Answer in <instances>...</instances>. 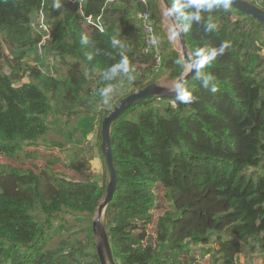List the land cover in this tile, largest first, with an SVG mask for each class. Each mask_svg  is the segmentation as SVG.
Returning <instances> with one entry per match:
<instances>
[{"label": "trees", "instance_id": "1", "mask_svg": "<svg viewBox=\"0 0 264 264\" xmlns=\"http://www.w3.org/2000/svg\"><path fill=\"white\" fill-rule=\"evenodd\" d=\"M249 1L264 8V0ZM168 2L183 10L175 14L198 64L182 84L193 100L181 103L177 94L143 99L111 126L117 183L103 224L114 262L117 256L120 264H189L195 246L211 244L224 264H234L256 240L264 264V25L231 5L198 10L185 6L189 0ZM135 5L0 0V156L8 161L0 163V264H100L92 218L108 174L99 132L118 102L109 93L124 73L120 63L127 61L130 74L124 95L164 76L177 79L186 64L167 36L161 1L150 0L162 55L154 68L142 51ZM38 10L50 31L45 46L60 58L63 76L24 61L23 50L5 54V47L36 48L41 34L30 23ZM87 17L93 21L88 30ZM222 43L229 47L220 54ZM24 76L28 81L16 84ZM90 98L111 103L97 134L102 174L91 171V156L74 151L62 158L41 149L50 118L71 116ZM38 151L50 153L42 160L52 167L40 164Z\"/></svg>", "mask_w": 264, "mask_h": 264}, {"label": "rangeland", "instance_id": "2", "mask_svg": "<svg viewBox=\"0 0 264 264\" xmlns=\"http://www.w3.org/2000/svg\"><path fill=\"white\" fill-rule=\"evenodd\" d=\"M259 3H262L263 0H256ZM162 8L164 10V26L166 31L171 36V42L174 48L180 53V45L178 42V36L176 32V27L174 21L171 19L170 15H168L165 7L161 3ZM39 12H34L32 18L34 23V28L36 30L40 29L38 25V21L42 20V16L39 15ZM43 14V13H42ZM38 16V17H37ZM37 17V18H36ZM45 21V19H44ZM83 26L88 30L87 23L85 20L82 21ZM23 50L25 52L24 61L29 64H33L38 66L44 73H53L58 74L60 76L64 75L63 64L60 61V58L47 46L42 48L35 47H24L21 48L19 46L15 47V50L11 52L5 47V54L8 57H12L16 55L18 52ZM188 64H185L184 71L187 70ZM129 72H124L120 78L117 86L112 89L109 93V100L112 102L115 100H119L121 97L125 96L124 94L129 90ZM28 77L24 76L20 82L16 84L27 82ZM174 78H167L166 76L161 77L157 82L166 85L167 87L174 89L175 88ZM89 86L94 88V82L90 80ZM100 103L98 101L90 98L89 100H85L83 104L78 105L77 112L68 116L66 112L54 114L50 118L51 120V128L48 133L40 139L42 143L41 149L42 152H52L54 150V154L61 156L62 158H66L67 156L72 155L74 151H78L83 156L86 157L91 156L92 158L88 160V166L91 168V171L97 170L96 173L102 174L104 172V168L102 167V160L98 153V144H97V134L99 130V123L102 113L105 109L110 107V102ZM155 103H159L160 99H156ZM67 122V123H65ZM63 142L64 145L54 146L52 142ZM41 151H38L36 156L37 160L41 161L42 159H51L52 156L49 154H44ZM23 157V156H22ZM17 160H15L16 162ZM21 161V160H20ZM8 163L5 161L2 156H0V163ZM40 164H47L51 167L52 163L46 162L42 160ZM59 170L63 171L64 169L59 166ZM108 181V180H107ZM97 212L95 213L92 220L96 217ZM104 214L101 216L100 221L103 223ZM104 225V224H103ZM94 235V234H93ZM96 237V244L99 242V238ZM195 255V259L193 262L189 264H224L220 258V254L216 251L215 247L211 244L207 245H197L194 247L192 251ZM262 253L258 249V243L256 240H251L245 248L244 253L237 254L236 259L234 260V264H262ZM92 258V257H91ZM89 258V260H91ZM120 258L116 256L115 262L120 264Z\"/></svg>", "mask_w": 264, "mask_h": 264}, {"label": "water", "instance_id": "3", "mask_svg": "<svg viewBox=\"0 0 264 264\" xmlns=\"http://www.w3.org/2000/svg\"><path fill=\"white\" fill-rule=\"evenodd\" d=\"M160 1L168 13L169 9L172 8L168 0ZM231 6L245 14L252 16L258 22L264 25V8L259 7L257 4H254L249 0H232ZM170 17L174 21L176 27L178 42L180 45V58L189 65L187 70L183 71V73L176 79L174 89H171L157 81H153L146 86L121 97L101 121L99 132L100 151L105 160L108 181L106 184L105 195L97 206L96 217L92 220V232L99 238V242L96 244V254L98 256L100 264H115L112 250L108 241L107 231L103 223L100 221V218L104 214L107 204L113 197V193L116 190L117 183L116 169L114 166L111 150V126L113 122L125 110L143 99L151 97H173L177 94V88L182 89V84L190 76H192L198 68L197 61L190 54L189 48L186 43L184 30L181 26L180 21L178 20L175 13L170 15Z\"/></svg>", "mask_w": 264, "mask_h": 264}, {"label": "built area", "instance_id": "4", "mask_svg": "<svg viewBox=\"0 0 264 264\" xmlns=\"http://www.w3.org/2000/svg\"><path fill=\"white\" fill-rule=\"evenodd\" d=\"M37 12H39L42 16V20L39 22L38 21V25L40 27V29L36 30L34 28V23H33V19H31V26L38 31L41 34V39L40 41L37 43L36 47L38 46V48H42L45 46L46 41L49 39L50 37V31H49V26L46 24V22L44 21V14L42 10H38ZM135 15L137 20L139 21L140 25L142 26V30H143V53L145 54H150L152 56L153 62H154V68L158 69L161 66L162 63V55L159 49V45H158V39L156 37L155 31H154V26H153V18L151 17V13H150V0H137V9L135 11ZM38 17V16H37ZM36 17V18H37ZM86 23H90L93 22L92 19L90 17H87L85 19ZM96 24L97 27L99 29H102V26L99 22V17H97L96 19Z\"/></svg>", "mask_w": 264, "mask_h": 264}, {"label": "clouds", "instance_id": "5", "mask_svg": "<svg viewBox=\"0 0 264 264\" xmlns=\"http://www.w3.org/2000/svg\"><path fill=\"white\" fill-rule=\"evenodd\" d=\"M231 3H232V0H189V3L187 5H185V6L186 7L192 6V7H195L196 9H198V10H200V9L211 10L214 7H222L224 10H228L230 5H231ZM173 13H176V14H179V15H183V10H182V8H177V7L173 6L171 9H169L168 14L172 15ZM184 18L185 19H189L190 17L184 16ZM191 18L199 20L200 16L199 15H195L194 17H191ZM214 26H215L214 24H212L211 22H208V28L210 30ZM228 47H229V45L227 43H222L221 46H220V49H219L220 54H223L224 50L226 48H228ZM120 68L124 72L129 71L126 60H122L121 61ZM116 70L117 69L115 67L112 69L113 72H115ZM210 82H211V77L210 76L203 80L204 86H208ZM211 90L213 92H215L216 91V87L213 85ZM107 92H108V90L106 89L104 94L107 95ZM177 97H178V100L181 103H190L193 100V97H192V95L189 92L184 91V90H182L180 88H177Z\"/></svg>", "mask_w": 264, "mask_h": 264}, {"label": "crops", "instance_id": "6", "mask_svg": "<svg viewBox=\"0 0 264 264\" xmlns=\"http://www.w3.org/2000/svg\"><path fill=\"white\" fill-rule=\"evenodd\" d=\"M135 9H136V5H135ZM163 18H164V14H163ZM163 24H164V19H163ZM166 33H167V36L171 39L170 34L167 31H166Z\"/></svg>", "mask_w": 264, "mask_h": 264}]
</instances>
